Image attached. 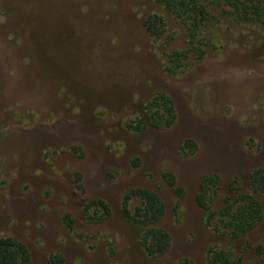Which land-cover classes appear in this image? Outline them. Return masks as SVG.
<instances>
[{
  "label": "rangeland",
  "instance_id": "1",
  "mask_svg": "<svg viewBox=\"0 0 264 264\" xmlns=\"http://www.w3.org/2000/svg\"><path fill=\"white\" fill-rule=\"evenodd\" d=\"M201 1L215 17L205 60L192 55L186 73L170 76L166 55L189 49V37L154 0H0V238L23 243L32 264H207L212 246L233 247L238 264H264V220L244 241L221 238L196 200L202 177L216 174L222 195L238 178L264 208L249 182L264 169V29L226 15L223 0ZM156 14L166 20L159 40L145 27ZM159 93L173 100L176 123L129 129ZM185 141L195 155L181 152ZM137 188L165 204L164 257L144 254L124 215ZM91 200L109 205L105 222L86 219Z\"/></svg>",
  "mask_w": 264,
  "mask_h": 264
},
{
  "label": "trees",
  "instance_id": "2",
  "mask_svg": "<svg viewBox=\"0 0 264 264\" xmlns=\"http://www.w3.org/2000/svg\"><path fill=\"white\" fill-rule=\"evenodd\" d=\"M154 1L170 12L188 34L189 49L166 55L168 59L164 66L166 73L170 76H179L187 72L192 55L200 63L205 60L203 36L208 32L215 17L201 0ZM223 1L226 15L232 16L238 22L258 24L264 29V0ZM145 27L151 38L159 40L166 33V20L161 15H151L146 19ZM177 117L173 100L166 94L159 93L146 103L138 119L128 123V128L136 133H142L148 128L164 130L172 127ZM197 151L198 146L193 141H185L181 148L185 156H193ZM164 178L171 187L176 188L179 197L184 196V190L177 187L174 175L166 172ZM249 182L252 190L264 197V169L254 170ZM222 185V178L216 174L205 175L200 181V191L196 200L206 213L204 223L221 238L244 241L263 222V204L256 195L242 191V183L238 178L230 182L231 195L220 193ZM217 200L222 202L220 209L215 208ZM133 201L140 202V206L134 211L131 210ZM123 212L128 222L140 228L139 246L148 258H161L170 252L171 236L160 226L166 214V207L159 194L148 189H133L125 195ZM84 215L91 223H103L110 217V207L102 200H91L85 205ZM64 221L71 229L72 220L66 217ZM252 247V244L246 243L248 250ZM257 252L264 257L263 246H259ZM206 262L207 264H238L240 259L236 258L233 247L219 249L212 246L207 251ZM52 263L62 264V260ZM0 264H32L30 252L17 239L0 238ZM178 264L195 263L190 259H183Z\"/></svg>",
  "mask_w": 264,
  "mask_h": 264
}]
</instances>
